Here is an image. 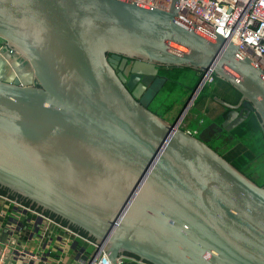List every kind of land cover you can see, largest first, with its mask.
<instances>
[{"label": "water", "instance_id": "obj_1", "mask_svg": "<svg viewBox=\"0 0 264 264\" xmlns=\"http://www.w3.org/2000/svg\"><path fill=\"white\" fill-rule=\"evenodd\" d=\"M178 1L0 0V185L112 263L264 264V185L180 126L212 71L240 95H212L229 109L220 127L252 113L264 136V73L183 23ZM161 66L195 71L173 118L149 107Z\"/></svg>", "mask_w": 264, "mask_h": 264}, {"label": "built area", "instance_id": "obj_2", "mask_svg": "<svg viewBox=\"0 0 264 264\" xmlns=\"http://www.w3.org/2000/svg\"><path fill=\"white\" fill-rule=\"evenodd\" d=\"M122 1L166 10L172 0ZM178 11V18L195 26L202 35L211 38L219 34L231 39L251 66L264 73V0H179ZM170 50L178 54L184 48L172 45ZM213 76L209 71L204 86L213 82ZM5 215L8 223L0 227V264H149L129 254L119 255L112 263L104 252H92L95 245L91 239L45 212L0 193V217ZM75 240L92 249L90 253L79 250L74 261L68 263Z\"/></svg>", "mask_w": 264, "mask_h": 264}, {"label": "trees", "instance_id": "obj_3", "mask_svg": "<svg viewBox=\"0 0 264 264\" xmlns=\"http://www.w3.org/2000/svg\"><path fill=\"white\" fill-rule=\"evenodd\" d=\"M163 73H166V69H165V72ZM179 75H180V67H173V69H170V71H168V73L166 74V76L169 77V80L167 81V86H165L164 88L166 91L165 93L166 95L171 94L172 96H170L167 101H163L162 99L159 100L157 98L158 102L155 103L157 104V108L154 107V104H153L151 109L157 112L159 115H162V116L166 115L172 109L173 104L177 100L180 99L182 92L185 91L184 88H187L186 83H184L182 87L180 88V91L176 90L175 80L177 79ZM216 80L220 83L224 82L217 77H216ZM190 87L188 89H190ZM210 90L211 89L207 85H205L201 89L199 95L196 98L197 101L194 104L195 106L194 108L196 111L198 107L202 106V101L206 99L207 97H209V94L211 93ZM220 121H222V119H220L219 117L215 119H206L205 121L201 123L200 130L202 131V133H204L205 137L207 136L211 139H216L221 142L219 143L220 145L216 147H212L210 144L209 145L213 149H215L220 155H222L226 160H228L231 164H233L237 169H239L241 172L246 174L249 178H251L257 184H259L257 181V178L253 175V171H250L248 169L252 160L255 159L257 156L261 155L264 158V136L260 130L257 117L253 115L250 116L240 126L235 127L231 131H225V130L217 131V129L215 128V125H217ZM251 137L256 138L258 140L260 144L259 145L260 149L258 145L257 147H254L253 145H249L246 143V140ZM262 164H264V161ZM259 167H256L255 171ZM259 185H264V182ZM0 193L7 194L12 198L15 197L18 200L24 202L25 204H28V205L30 204L29 200L24 199L22 197H18L12 193H9L7 190L0 189ZM33 207H35V204H33ZM37 208L41 210L40 207H37ZM44 212L50 215L51 217L57 219L58 221L64 224H67L66 220H62L60 217H57L53 213L49 211H44ZM70 227L73 230L86 236V233L82 229L74 225H70Z\"/></svg>", "mask_w": 264, "mask_h": 264}, {"label": "rangeland", "instance_id": "obj_4", "mask_svg": "<svg viewBox=\"0 0 264 264\" xmlns=\"http://www.w3.org/2000/svg\"><path fill=\"white\" fill-rule=\"evenodd\" d=\"M22 61H23V59H21ZM30 70V69H29ZM185 82H184V75H183V73L182 72H180V75L177 77V79H176V86H175V88H176V90H179L180 91V88L182 87V85L184 84ZM209 88L211 87V86H209V85H207ZM166 91L165 90H163V91H159V94H158V99L159 100H163V101H167L168 100V98L170 97V96H172L171 94H167L166 95V93H165ZM197 101V99H195L194 101H193V103H191V104H189L188 105V107H186V109H184V116L182 117V120L183 119H185V121H186V123L187 124H196V125H198L200 122V120H199V118H200V115L201 114H203V113H205V114H207V115H209L210 116V118H215L214 116H216L217 115V111L215 110V109H217V108H219V105L215 102V101H210V110H203L202 108H201V106L200 107H198L197 108V111L195 110V106H194V104H195V102ZM158 102V100L157 99H154L153 100V102H152V104L151 105H153L154 104V107H156L157 108V104H155V103H157ZM173 109V110H172ZM172 111H171V115L173 114H175V108H173L172 107ZM183 112V111H182ZM181 112V113H182ZM167 114H169V112L167 113ZM169 117H171V116H169ZM184 125V124H183ZM192 133H193V131H192ZM195 135H198V134H196V133H194ZM206 140H208V143H209V141H210V145L212 146V147H216V146H218V145H220L219 143H221L219 140H216V139H211V138H209V137H207L206 136ZM246 143L247 144H249V145H253L254 147H257V145H258V147H259V149H260V144H259V142H258V140L256 139V138H249V139H247L246 140ZM263 161H264V158H263V156H257L255 159H253L252 160V162H251V164L249 165V170L250 171H253V175L257 178V181H258V183L259 184H262L263 182H264V164H262L263 163ZM261 165V166H260ZM260 166V167H259ZM256 167H259L256 171H255V169H256ZM92 248H87V251H90Z\"/></svg>", "mask_w": 264, "mask_h": 264}, {"label": "flooded vegetation", "instance_id": "obj_5", "mask_svg": "<svg viewBox=\"0 0 264 264\" xmlns=\"http://www.w3.org/2000/svg\"><path fill=\"white\" fill-rule=\"evenodd\" d=\"M25 65H26V63H23V66H21V68H22V70L23 71H25ZM157 69H158V71H157V74L154 76L155 78L151 81V83H150V85L151 84H154V86H158L159 85V81H157L156 79L157 78H159V79H165V81L161 84V87H160V89H159V91L161 92V91H163V90H165L164 88H165V86H167V81L169 80V77L168 76H166V74L168 73V71H170V69H173V67H157ZM165 69H166V73H163V72H165ZM180 72H182L183 73V75H184V82L186 83V87L187 88H184L185 89V91L184 92H182V95H181V97H180V101H181V99L183 100L184 99V97H185V95H186V93L189 91V87L191 86V85H193V82H194V79H195V71L194 70H192V69H189V68H185V67H180ZM175 82H176V80H175ZM213 84H218V85H225L226 86V88H225V91H223L224 93H226L227 94V92H228V98H226V100L227 101H229V102H231V103H233V104H237L238 102H239V100H240V95L228 84V83H226V82H218L217 80H216V76L214 75L213 76V82L212 83H210V84H208L209 86H211V85H213ZM149 87V86H148ZM191 88V87H190ZM194 89V88H193ZM195 90V89H194ZM201 91V90H200ZM200 93V92H199ZM158 94H159V92H158ZM158 94H157V96H156V98L155 99H157V97H158ZM199 95V94H198ZM197 98V97H196ZM225 99V98H224ZM153 102V101H152ZM152 102H151V104H152ZM149 105V107L151 108L153 105ZM240 107H242V105H240ZM243 108H245L244 110H243V113H245L246 112V110H248L247 109V107H243ZM176 111H175V114L172 116V117H169V118H173V117H176V116H178V115H181V114H179L180 112H179V110H180V105H179V107H177V109H175ZM222 113L218 116V117H216V118H219L220 117V119H222V121L224 120V118H225V114L229 111V109H227V108H225V107H223L222 106ZM250 116H252V113H249L248 114V116H247V118L243 121V122H245ZM254 116V115H253ZM256 117V116H255ZM222 121H220V122H222ZM218 123L217 125H215V128L217 129V131H221V130H223L221 127H220V125H221V123ZM242 122V123H243ZM241 123V124H242ZM240 124V125H241ZM239 125V126H240ZM234 129V128H233ZM231 131V130H230ZM205 139V138H204ZM205 141L208 143V140H206L205 139ZM209 143H210V141H209ZM208 143V144H209ZM0 189H4V190H7L9 193H12V194H14V195H16V196H18V197H22V198H24L23 196H21V195H19V194H17V193H15V192H13V191H11V190H9L8 188H6V187H4V186H1L0 185ZM7 195V194H6ZM9 196V195H8ZM10 197V196H9ZM14 199H17V198H15V197H13ZM24 199H26V198H24ZM18 200V199H17ZM28 200V199H27ZM20 201V200H19ZM29 205H31V206H33V204H31V202H30V204ZM35 208H37V207H35ZM38 209V208H37Z\"/></svg>", "mask_w": 264, "mask_h": 264}, {"label": "crops", "instance_id": "obj_6", "mask_svg": "<svg viewBox=\"0 0 264 264\" xmlns=\"http://www.w3.org/2000/svg\"><path fill=\"white\" fill-rule=\"evenodd\" d=\"M0 69H1V66H0ZM225 88H226L225 85H218V84L211 85V87H210V89H211L210 92L211 93L209 94V97H207L206 99H204L202 101L201 108L203 110H205V111L211 109L210 108V104H209L211 100L212 101H215L219 105V108L215 109L217 111V115L214 116L215 118L218 117L222 113L223 110H222V105L218 101H216L215 99H213V96L212 95L218 96V97H220L222 99L225 98L224 100H226V98H228L229 95H228V92H227V94L223 92V91H225ZM181 102H182V99H181V101L180 100H177L173 104V108L177 109V107H179V105H180ZM172 110L169 111V114H167V117H169V116L172 117L173 116V114L171 115V111ZM215 118H213V119H215ZM206 119H212V118H210L209 115L203 113V114L200 115V118H199V120H200L199 122L200 123L198 125L193 124V123L192 124H187L186 121H185V119H183L181 121V123H180V126L183 127L184 129H187V130H190V131H195L196 134H198L202 138L204 137L206 139V137L204 136V133H202V131L200 130L201 129V123L203 121H205ZM6 223H8V216L5 215L3 217H0V227L5 226ZM71 246L72 247L69 249V252H68V254H69L68 263H72L74 261V258L77 255V253H78L79 250H81V251L84 250V251H86L85 253H87V252L90 253V251H91V250L90 251H87V248L88 247L91 248V247L89 245H87L86 243H84L83 241H80V240H75L71 244Z\"/></svg>", "mask_w": 264, "mask_h": 264}, {"label": "bare ground", "instance_id": "obj_7", "mask_svg": "<svg viewBox=\"0 0 264 264\" xmlns=\"http://www.w3.org/2000/svg\"><path fill=\"white\" fill-rule=\"evenodd\" d=\"M187 105H189V103Z\"/></svg>", "mask_w": 264, "mask_h": 264}]
</instances>
